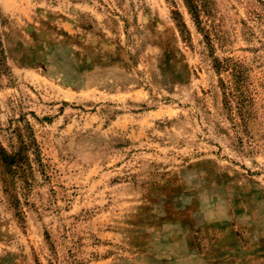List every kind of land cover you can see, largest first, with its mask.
<instances>
[{
    "label": "rangeland",
    "instance_id": "374dc122",
    "mask_svg": "<svg viewBox=\"0 0 264 264\" xmlns=\"http://www.w3.org/2000/svg\"><path fill=\"white\" fill-rule=\"evenodd\" d=\"M0 0V264H264V0Z\"/></svg>",
    "mask_w": 264,
    "mask_h": 264
},
{
    "label": "trees",
    "instance_id": "16d2710c",
    "mask_svg": "<svg viewBox=\"0 0 264 264\" xmlns=\"http://www.w3.org/2000/svg\"><path fill=\"white\" fill-rule=\"evenodd\" d=\"M191 0H185V2L187 3V7H188V9H189V11H190V13L193 15V16H195L196 15V10H195V6H192L191 4H189V2H190Z\"/></svg>",
    "mask_w": 264,
    "mask_h": 264
}]
</instances>
